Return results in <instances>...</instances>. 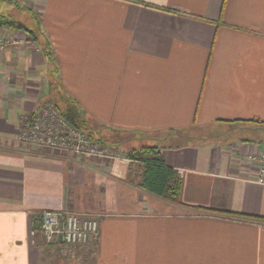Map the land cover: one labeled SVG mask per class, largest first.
Here are the masks:
<instances>
[{
	"label": "crops",
	"instance_id": "obj_1",
	"mask_svg": "<svg viewBox=\"0 0 264 264\" xmlns=\"http://www.w3.org/2000/svg\"><path fill=\"white\" fill-rule=\"evenodd\" d=\"M0 15L37 36L0 28V264H264V221L201 210L264 219L247 162L264 128L225 125L264 122V0H0ZM53 83L100 134L159 146L180 204L139 186L125 148L101 159L22 144L21 118L55 107ZM212 125L233 135L177 146ZM47 211L95 219L99 235L47 245L35 231Z\"/></svg>",
	"mask_w": 264,
	"mask_h": 264
},
{
	"label": "trees",
	"instance_id": "obj_2",
	"mask_svg": "<svg viewBox=\"0 0 264 264\" xmlns=\"http://www.w3.org/2000/svg\"><path fill=\"white\" fill-rule=\"evenodd\" d=\"M10 27L24 29L32 37L36 38L34 32L29 31L22 23L12 20L10 17L0 15V28ZM37 39V38H36ZM51 92L55 102V107L60 111L65 120L76 130L83 132L92 142L107 147L110 150L114 148H125L126 158L141 165L142 176L140 181V187L145 189L148 193H151L159 198H162L171 203L180 204V191H181V176L172 168L168 167L162 156L159 146L154 145L146 140H140L138 143L140 146L134 147V140L128 135L124 134H100L95 130L93 126L89 124L85 115L81 112L80 108L65 94L62 92L60 85L53 83L51 85ZM255 124L259 128H264V122H245L241 124H225L232 127V125H249ZM188 135H183L179 140L177 146L191 145L193 143H199L204 141L212 142L219 141L231 137V131L228 128L218 129L216 125H212L210 128L193 129ZM261 139H252L253 142H264V129ZM263 137V138H262ZM242 139V138H240ZM244 139V138H243ZM246 141L248 137L245 138ZM137 142V141H136ZM117 151V150H115ZM212 214H223L231 217L248 218L255 221H264L262 218L244 216L235 213L215 211L210 209H201ZM41 220L42 216L37 215L36 221L39 223L35 226V231L41 232Z\"/></svg>",
	"mask_w": 264,
	"mask_h": 264
},
{
	"label": "built area",
	"instance_id": "obj_3",
	"mask_svg": "<svg viewBox=\"0 0 264 264\" xmlns=\"http://www.w3.org/2000/svg\"><path fill=\"white\" fill-rule=\"evenodd\" d=\"M10 44L8 38L0 37V53ZM20 140L37 149L73 152L80 157L121 158L72 127L55 108L43 107L38 116H23ZM247 162L256 166L255 181L264 185V153L249 156ZM41 233L47 245H86L99 235V226L92 218H81L77 214L65 216L61 212L47 211L42 214Z\"/></svg>",
	"mask_w": 264,
	"mask_h": 264
},
{
	"label": "rangeland",
	"instance_id": "obj_4",
	"mask_svg": "<svg viewBox=\"0 0 264 264\" xmlns=\"http://www.w3.org/2000/svg\"><path fill=\"white\" fill-rule=\"evenodd\" d=\"M13 13H15V15L18 17V19H23V21H24V23H26L27 25H28V23H30L29 25H31L30 26V29L31 30H33V31H39V28H38V22H36L35 20H34V22H33V20L31 19V21H30V17H29V15L26 13V12H24L23 10H13ZM50 108H55L56 110H58L56 107H54V106H51V105H49V106H47L46 107V109H50ZM42 110V109H41ZM40 110V111H41ZM59 111V110H58ZM60 112V111H59ZM38 114L39 113H37V116H38ZM46 121V120H45ZM21 143L22 144H25L24 142H22L21 141ZM115 156H118V157H120L121 155H119L118 153L116 154H114ZM123 156V155H122ZM60 245H65V244H60ZM88 244H86V245H81V246H87Z\"/></svg>",
	"mask_w": 264,
	"mask_h": 264
}]
</instances>
